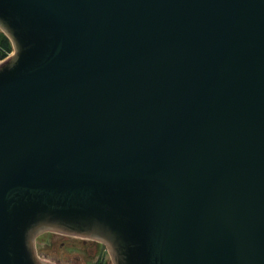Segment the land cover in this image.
<instances>
[{
	"label": "water",
	"instance_id": "95a60500",
	"mask_svg": "<svg viewBox=\"0 0 264 264\" xmlns=\"http://www.w3.org/2000/svg\"><path fill=\"white\" fill-rule=\"evenodd\" d=\"M0 264L96 239L113 264H264V0H0Z\"/></svg>",
	"mask_w": 264,
	"mask_h": 264
},
{
	"label": "flooded vegetation",
	"instance_id": "af4514ba",
	"mask_svg": "<svg viewBox=\"0 0 264 264\" xmlns=\"http://www.w3.org/2000/svg\"><path fill=\"white\" fill-rule=\"evenodd\" d=\"M46 234L47 236L44 237V235ZM39 239H42V242H38ZM42 243H44L46 246H55L58 245L59 243V251H61L64 254L65 252L67 251L69 252L71 250H77L81 252L83 256L77 257L80 263L84 262L85 264H96L100 261H103V257H101V253H102V248L105 244L96 239L82 238V237L63 234L59 232L46 231L37 237L36 239L37 248L38 247L41 248ZM38 255L40 256V254ZM42 259L52 264H64L62 263L61 258H58L57 260L55 259L49 260L47 258H42Z\"/></svg>",
	"mask_w": 264,
	"mask_h": 264
},
{
	"label": "rangeland",
	"instance_id": "374dc122",
	"mask_svg": "<svg viewBox=\"0 0 264 264\" xmlns=\"http://www.w3.org/2000/svg\"><path fill=\"white\" fill-rule=\"evenodd\" d=\"M46 235H44V237H46ZM38 242H42V239H39ZM107 246L104 245L102 248V253H101V257H103V262L104 264H113L111 255L109 253V250H107L106 248ZM38 254H40V256L42 258H47L49 260L55 259L57 260L58 258L62 259V263L66 264H85L84 262H79L78 260V256H83L81 252L77 251V250H71V251H67L64 253H62L61 251H59V243L58 245L55 246H46L44 243L41 244V248L38 247Z\"/></svg>",
	"mask_w": 264,
	"mask_h": 264
},
{
	"label": "trees",
	"instance_id": "16d2710c",
	"mask_svg": "<svg viewBox=\"0 0 264 264\" xmlns=\"http://www.w3.org/2000/svg\"><path fill=\"white\" fill-rule=\"evenodd\" d=\"M13 52V44L7 35L0 31V61L6 59ZM96 264H104L100 261Z\"/></svg>",
	"mask_w": 264,
	"mask_h": 264
},
{
	"label": "snow or ice",
	"instance_id": "6c2138e0",
	"mask_svg": "<svg viewBox=\"0 0 264 264\" xmlns=\"http://www.w3.org/2000/svg\"><path fill=\"white\" fill-rule=\"evenodd\" d=\"M2 29H3V25H2V24H0V31H2Z\"/></svg>",
	"mask_w": 264,
	"mask_h": 264
}]
</instances>
